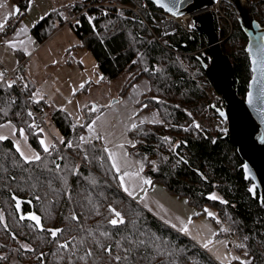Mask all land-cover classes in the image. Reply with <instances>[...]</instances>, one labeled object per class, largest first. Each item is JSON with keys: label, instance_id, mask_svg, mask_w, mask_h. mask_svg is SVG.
Instances as JSON below:
<instances>
[{"label": "trees", "instance_id": "obj_1", "mask_svg": "<svg viewBox=\"0 0 264 264\" xmlns=\"http://www.w3.org/2000/svg\"><path fill=\"white\" fill-rule=\"evenodd\" d=\"M13 1L19 12L8 19L0 36L14 32L27 14L30 0ZM250 2L255 18L264 25V0ZM138 3L152 7L151 12L144 13L147 23L123 7ZM222 6L230 21L220 19L216 25L225 39L222 49L236 71L239 95L244 97L252 77L246 52L248 37L234 5L222 1ZM69 11L78 16L68 23ZM162 13L150 0H70L37 21L31 32L41 44L64 25L72 27L79 46L95 57L101 81L128 73L121 97L139 78L149 79L150 90L138 105L157 109L162 122L133 127L129 131L133 140L129 152L141 159L152 183H161L171 193L186 198L197 208V216L207 214L208 207L216 209L217 216L211 219L218 228L233 234L231 248L240 259L217 262L191 238L121 190L100 139L91 143L80 140L88 131L91 114L85 122L77 123L69 111L39 100L48 125L58 132L59 139L79 150L78 159L60 149L45 152L40 143L44 133L32 128L25 101L14 86L3 83L0 124L13 123L17 135L23 128L41 161L25 162L12 139L0 140V213L4 217L0 221V251L1 247L6 251L5 255L0 252L5 257L0 264H264V203L259 193L254 197L251 192L253 181L245 178L237 147L223 135L192 125L193 115L202 113L209 104L194 78L205 75L204 64L210 62L207 38L197 30L181 28L163 35L159 25ZM25 80L32 95L35 84ZM216 192L221 198L212 199ZM14 196L31 200L42 217L43 231L20 220ZM110 209L120 212L123 223H109L111 219L119 221ZM73 215L78 219L73 220ZM48 229L63 231L53 238ZM20 231H34L28 237L36 250L16 249ZM65 242L69 244L67 249L60 247ZM109 246L111 254L105 251ZM89 251L92 254L87 256ZM117 256L121 257L119 261Z\"/></svg>", "mask_w": 264, "mask_h": 264}, {"label": "crops", "instance_id": "obj_2", "mask_svg": "<svg viewBox=\"0 0 264 264\" xmlns=\"http://www.w3.org/2000/svg\"><path fill=\"white\" fill-rule=\"evenodd\" d=\"M69 2L70 0H30L27 14L18 24L15 31L7 36H0V60L3 61L5 65L10 67H14L20 61H25V70L23 75L25 79L35 84V88L38 83H36L35 76L32 71L28 72L27 63L34 55L45 48L48 42L55 40L69 25H64L49 39L41 44L38 43L33 36L31 28L50 11ZM0 4L3 5V7H0V23H4L5 27L8 23V19L17 14L15 10L17 8L19 9V7L13 0H0ZM10 41L15 44L14 47L9 46L8 42ZM74 50H80V48L76 47ZM97 76L100 79L102 77V75H99V72H97ZM87 81L86 83L91 81V86L95 80L90 78ZM85 90H87V88ZM149 90L150 81L147 77L144 76L136 80L127 89L124 96L119 98V101L103 107L101 111L92 119V121H96L93 125L95 128L94 134L95 136L98 135L100 137V141L104 149L108 150L106 151L107 155L109 151L115 154V159L121 168V172L117 173L114 167L113 170L117 175L118 184L121 190H123L129 197L135 199L139 205H142L144 209L152 213L162 222L185 234L207 251L208 248H205L204 244L211 240V238V241H213L216 238V232L218 231L214 232L212 226H210L213 222L210 221L211 219H207L209 215L205 214L197 216L198 210L196 207L189 204L186 198L179 197L171 193L161 183L151 182L150 184H145L144 180H150V177L144 173L143 162L138 156L129 152L128 148L131 144H133L129 131L133 128V125L140 123L161 122V117L157 109L148 110L144 109L143 106L138 105L140 98L147 94ZM81 91L82 90L79 89L75 93V96H77ZM37 99L46 100L48 102V98L43 92H39ZM97 117H99V119H97ZM11 124L14 125L13 123ZM7 138L14 141L11 137ZM120 145H123V147H119ZM109 160L113 166L112 158L109 157ZM124 171L129 172L130 175L124 177V183L122 185L120 176ZM125 187H127L133 195H129L128 192L124 190ZM173 225H175V227ZM185 227H187L188 231L182 230ZM212 243H210L208 247ZM236 256L237 255L235 254L234 257ZM212 257L220 263L215 256L212 255ZM232 258L225 261L228 262L232 260Z\"/></svg>", "mask_w": 264, "mask_h": 264}, {"label": "water", "instance_id": "obj_3", "mask_svg": "<svg viewBox=\"0 0 264 264\" xmlns=\"http://www.w3.org/2000/svg\"><path fill=\"white\" fill-rule=\"evenodd\" d=\"M165 13L175 16L193 14L196 30L207 38L210 62L204 64L209 79L218 92L223 94L226 109L223 118L229 122L227 137L236 147L243 160L246 180H252L251 192L259 193L264 203V25L254 15L250 0H150ZM227 1L234 5L240 26L248 37L246 52L250 58L252 77L244 97L239 95L235 68L222 49L223 38L218 32L216 19L211 11H204L212 4ZM162 5H167L164 7ZM172 8L170 12L168 9ZM115 99L113 102H117ZM247 166V167H245ZM15 208L21 218L28 219L31 214L42 217L35 211L23 214V203L30 199L14 196ZM20 203L17 209L16 204ZM32 221V220H31ZM40 230V228L38 227ZM44 229V225H43ZM41 231V230H40Z\"/></svg>", "mask_w": 264, "mask_h": 264}, {"label": "rangeland", "instance_id": "obj_4", "mask_svg": "<svg viewBox=\"0 0 264 264\" xmlns=\"http://www.w3.org/2000/svg\"><path fill=\"white\" fill-rule=\"evenodd\" d=\"M160 31L163 35H170L163 32L161 25ZM155 36L158 37L157 34ZM221 38L223 37L221 36ZM158 39H160V37ZM79 43L80 40L77 34L72 27L68 26L55 40L48 42L45 48L40 50L29 60L27 68L28 72L32 71L35 76V81L38 83L33 91L35 99L38 98L39 92H43L46 94L48 103L51 104L52 107L69 111L74 121L82 123L85 122L88 114H91L93 119L103 107L111 103H116L113 101L121 97V91L129 75L127 72H123L117 78L101 81L97 76V72H99V75L102 74L98 68L95 57L90 50L79 46ZM76 47L80 48V50H74ZM90 78L95 80L94 83H92L91 86L89 85L87 90L84 89L75 96V93L79 89H82L86 81ZM94 108L96 110H93ZM0 125H10L8 127H0V135L13 138L15 145L19 142L21 150L24 151L26 155L31 157L35 153H38L37 150L31 146L29 141L25 139V132L24 135H16L15 128L11 127L14 125L11 123L5 122ZM50 130L53 135L59 139L58 132L52 127H50ZM42 139L45 141V144L51 145V139L47 133H44ZM213 196L221 198L218 192L214 193ZM206 211L207 214L209 212L213 214L212 216H207L209 220L211 217L217 216V211L214 208L208 207ZM210 221H212V219ZM210 226H212L214 232L218 230V227L216 228L214 223H211ZM233 241L235 242V237ZM212 242L213 243L208 247L207 251L215 256L220 263H225V260H229L235 256L236 252L234 248L229 247L226 242L216 239Z\"/></svg>", "mask_w": 264, "mask_h": 264}, {"label": "built area", "instance_id": "obj_5", "mask_svg": "<svg viewBox=\"0 0 264 264\" xmlns=\"http://www.w3.org/2000/svg\"><path fill=\"white\" fill-rule=\"evenodd\" d=\"M134 11L139 17L147 23L145 19V12H151L152 7L148 3H138L133 6H123ZM204 11H211L216 19V23L220 19H226L230 21V18L226 10L222 7V2H217L216 4L210 5ZM78 14L72 11L68 12L67 22H72L77 18ZM160 25L165 34L175 33L179 28L184 29L187 32H192L196 30V26L193 21V14H184L181 16H175L172 14L165 13L163 11L160 20ZM179 54V52L177 51ZM1 71L4 73L3 81H0V85L9 81H15L13 86L16 88L18 94L25 101L28 112L32 113V126L33 129L40 131L43 129L42 133H47L51 139V145H55L54 149H60L69 156L77 158L79 150L77 147H68L70 143H60L50 130L47 121V113L39 107L38 100L35 99L33 95L28 94V87L23 72L25 70V61H20L14 67L5 65L0 60ZM22 78V79H21ZM195 80L199 86L203 89L204 93L209 99V104L206 109L200 113L193 115L192 125L196 129H200L213 134L227 135L229 134V122L220 115L221 110L226 109V101L220 92L217 91L208 75H194ZM199 125V128L196 125ZM41 132V131H40ZM85 142L91 143L96 142L97 138L93 132L89 130L85 133ZM78 159V158H77ZM216 240L223 241L228 244L229 247L233 245V234L230 231L219 228L216 232Z\"/></svg>", "mask_w": 264, "mask_h": 264}, {"label": "snow or ice", "instance_id": "obj_6", "mask_svg": "<svg viewBox=\"0 0 264 264\" xmlns=\"http://www.w3.org/2000/svg\"><path fill=\"white\" fill-rule=\"evenodd\" d=\"M158 2H159V0H158ZM162 6L167 7V5H162ZM0 7H3V5L0 4ZM168 10L171 12V11H172V8H169ZM15 12L18 13V12H19V9L17 8V9L15 10ZM5 22H6V21H5ZM3 30H4V23H0V31H3ZM22 31H23V30H22ZM8 43H9V46H11V47H14V46H15V44H14L13 42H11V41L8 42ZM29 54H30V53H29ZM3 79H4V73H3V72H0V81H3ZM21 79H22V78H21ZM101 79H103V77H101ZM14 83H15V81H9V82H7V87L11 88V87L13 86ZM146 106H147V105H145V107H146ZM93 110H96V109L94 108ZM28 115H29V116H32V113L29 112ZM220 115L223 116L224 113L221 112ZM97 119H99V117H97ZM95 123H96V121L93 120V121L88 125V130H89L90 132L95 133V128L93 127V125H94ZM8 126H10V125H0V127H8ZM32 126L35 127V125H32ZM11 127L14 128L15 126H11ZM133 127H136V125H133ZM196 127L199 128V125L197 124ZM19 131H20L21 135H24V129H23V128L19 129ZM40 131L42 132L43 129H41ZM96 138H97V139H100V137H99L98 135L96 136ZM5 139H7L6 136H4V135H0V140H5ZM25 139H27L26 136H25ZM165 139H167V138H165ZM80 140H82V141L85 140V137H84V136H81V137H80ZM40 143L43 145V150H44L45 152H49V151H50V148H54V147H55V145L45 144V141H44L43 139H41ZM60 143H64L63 139L60 140ZM68 147H71V144H69ZM119 147L122 148L123 145H120ZM16 150H17V152H19L20 156L24 159V161L27 162V163H32V162H34V161H41V156H40L39 153H35V154L32 155L31 157L28 156V155H26L25 152L21 150L20 145H19V142L16 143ZM105 151H108V150L105 149ZM108 155H109V157L112 158V160H113V167L116 169V172H117V173H120V172H121V168H120V166H119V165L117 164V162H116L115 154L112 153L111 151H109V152H108ZM56 167L59 168L60 165H56ZM245 167H247V166H245ZM129 175H130L129 172L124 171L123 174L120 176V181H121V184H122V185H123V183H124V177H125V176H129ZM144 183H145V184H150L151 181H150V180H144ZM124 190H125L126 192H128L129 195H133V193H132L131 191H129V189H128L127 187H125ZM211 198H212V199H215L216 197L213 196V197H211ZM37 199H39V197H37ZM16 207H17V209L20 208V203H19V202H17ZM110 211H111L112 213H114V216H115V217L119 218V221H118V219H111V220L109 221V223H111L112 225H116L118 222L123 223V218L121 217L120 212L116 211L115 209H110ZM208 215H209V216H212L213 214H212L211 212H209ZM24 218H25L24 216H21V219H24ZM3 219H4L3 214L0 213V221H2ZM28 219L32 220V221L35 223V225L38 226V227L40 228L41 231L44 230V229H43V225L41 224V218H40L38 215L31 214L30 216H28ZM72 219H73V220H77L78 217H76L75 215H73ZM173 226L175 227V225H173ZM5 227H7V225H5ZM182 230H183V231H188L187 227L183 228ZM47 231H49V232L51 233V236H52L53 238H56L57 235H58V233H61L63 230H62V229H48ZM210 243H212L211 240H209L207 243H205V244H204V247H205V248H208V245H209ZM22 247H24V248H28L27 245H22ZM60 247H61V248H64V249H67V248L69 247V244H68L67 242H65V243L61 244ZM239 247H243V245H239ZM28 250H30V251H34V249H28ZM105 251H107L109 254H111L112 249H111V247L109 246L107 249H105ZM126 251H127V250H126ZM91 254H92V253H91L90 251H89L88 253H86L87 256H90ZM85 258H86V257H81V259H85ZM3 259H5V257L0 256V260H3ZM120 259H121V257H119V256L116 257V260H117V261H119ZM232 259H234V260H238V259H240V258H239V257H233ZM242 264H250V262H249V261H243Z\"/></svg>", "mask_w": 264, "mask_h": 264}, {"label": "flooded vegetation", "instance_id": "obj_7", "mask_svg": "<svg viewBox=\"0 0 264 264\" xmlns=\"http://www.w3.org/2000/svg\"><path fill=\"white\" fill-rule=\"evenodd\" d=\"M27 206H30V209H28ZM32 209H33V203L32 204L31 203H25V202L23 203V206H22L23 214H26L27 212H30ZM19 218H20V216H19ZM20 220L29 221V222H31V223H33L35 225V223L33 221H31V220L21 219V218H20ZM36 227L38 228V226H36ZM29 232H34V231H20L21 235L19 237H17V243H16V245H17L16 249L17 250L19 249L20 251H27V252H31L28 249L36 250L35 249V245H33L32 241L28 237ZM22 245H27L28 248H24V247H22ZM0 252H2L3 255H5V253H6L5 247H1V251ZM29 262H30V259L26 263H29ZM33 262H34V260H33Z\"/></svg>", "mask_w": 264, "mask_h": 264}]
</instances>
